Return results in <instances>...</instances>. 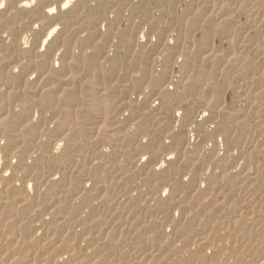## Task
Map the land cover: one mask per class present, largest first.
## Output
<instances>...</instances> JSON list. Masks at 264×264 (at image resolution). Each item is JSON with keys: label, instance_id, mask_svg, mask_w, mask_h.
Returning <instances> with one entry per match:
<instances>
[{"label": "bare ground", "instance_id": "6f19581e", "mask_svg": "<svg viewBox=\"0 0 264 264\" xmlns=\"http://www.w3.org/2000/svg\"><path fill=\"white\" fill-rule=\"evenodd\" d=\"M196 3L195 0L192 1L190 5L193 7L191 8H197L198 10L202 8L200 4ZM98 4L100 5L101 2H98ZM223 5L220 6L219 11L222 10V7L223 9L225 8L224 11L226 10L227 6ZM105 8L106 6L100 7L97 11L102 12ZM229 11L230 14L223 20L222 24L231 22V9ZM197 15L191 24H194L195 20L199 19L203 14L200 17ZM25 23L26 21L22 16L6 17L0 14V135H6V144L0 145V258L5 256L13 257L10 264H68V262L70 264H83L85 262L83 260L85 259L88 262L91 256L93 257L91 264H103L107 258L111 259L108 264H116L113 261L116 258L112 259L114 253L112 254L111 252V246V249L109 248V241L107 240L108 246L106 247L105 242L106 238L109 237L108 234L113 233V226H117V230H120L124 235L129 233L126 237L123 236L124 239L122 240V243L125 244L123 245L125 250H123L131 258V260L124 262L125 264H169L170 261H172L171 264H188V258L191 255L188 251L189 249L180 250V248L184 247L182 241L186 242L184 236L189 234L190 231L186 235H180L175 243L172 242L174 240L172 238H175L177 236L176 232L182 230L185 225L191 224V226L196 227L194 231L199 232L195 234L196 243L194 247L204 248L201 254L198 252V258L205 260L203 264H233L231 261L228 262L227 258L226 261L223 260L222 257L228 254L234 259V264H237V261L243 260L245 257H251L249 264H261V261H264V246H262L264 245V195H261L259 200L256 199V201H253L251 197L249 198L246 193L243 196L241 195V198L238 195L239 193L242 194L248 185H253L251 181H255L257 177L252 176L259 173L251 172L250 168L253 165L249 163L248 159L250 157H245L248 160L245 163L243 156L237 159L236 147H229L228 143H231L230 141L233 140V137L229 140L230 138L226 136L227 130L224 122H222L223 125L222 123L220 124L225 135L217 137V147L213 159H208L206 163L201 161L200 157L202 156L200 154L204 152L205 146L202 149L197 148L198 151L196 153H200L199 155L193 154L191 156L189 155L190 151L188 150L190 148L188 144L185 146L184 137L187 138L188 130H190V128L185 126L189 125V122L193 119L197 107L191 92L193 86L189 85L192 75H187V79L182 81L179 88L175 84L169 85L168 94L163 95L165 91L163 85L174 79L173 75L175 73L172 69L174 66H172L173 56L165 57V60H161L160 56L162 53L157 50V46H159L157 43L156 47L154 46L150 50L147 48L145 65L139 64L138 60L142 59V57L138 55L144 56V53L137 46V36L123 34L121 31V34L118 32L120 34L119 39L113 44L114 32L111 33V30L115 27L117 31H120L121 21H117L112 26L102 25L105 27L103 29L100 27L99 32L95 31L96 25H92V31L89 35L84 36L81 33L83 39L73 41L70 52L66 50L58 51L54 60H52V54L57 50V44L60 43L61 38L53 39L50 45L40 42L39 47L46 48L47 51L33 63L36 45L33 44L31 51L22 52L16 43L20 30ZM118 24L119 27L117 26ZM261 27H264V25H258L252 30L259 32ZM213 29L215 30L216 27ZM218 29L220 30V28ZM103 30L107 31L105 32L106 34H104ZM208 31L206 29L201 31V34L203 33L202 35L205 37H202L205 40V43H203L205 45H208L213 34H216L211 32V36ZM6 32L8 35H5ZM248 35L246 34V38H248ZM194 36H191V38H194ZM209 37L211 38L209 39ZM215 37L216 35L213 38ZM185 38L183 36L180 39L179 47L185 41L189 43L193 41L190 36L187 40ZM261 39L264 40V37ZM63 40L64 49H67L69 47L68 37H64ZM37 42H39L38 37ZM191 43H194V41ZM210 43L212 44L211 41ZM203 46L201 45L199 48L202 49ZM194 47L192 50H195ZM248 47L247 45H241L244 50ZM169 48L168 44L167 49ZM181 48L180 54L183 55L185 47L181 46ZM253 48L259 51L263 50L261 56H263L264 60V48L261 47V43L257 42ZM170 49H172L171 51L174 50L172 47ZM202 51L205 52L206 49ZM233 54L235 55V53ZM77 56L79 57L78 60L76 59ZM207 57H209L210 64L216 60V57H212L210 54ZM236 57V55L229 57L225 61L223 69L225 70L227 65L232 66L231 62ZM248 62L249 59L247 60V57L246 59L244 57V65L240 66L235 75L239 76V78L244 77L241 81L244 84H248V92L244 91L243 97H245L242 99L246 98L245 100H247L248 98V101L251 100V103L248 104L249 109L251 108L253 111L251 113H242L241 109L238 108L240 110L235 109L231 115L236 118L239 124L235 132L239 131V136L241 133L242 135L246 134V136L251 133L248 144L254 147L257 141L256 134L264 135V129L260 127L264 109L259 104V97L264 94V81L262 82L264 67L262 66L260 74L256 72L257 66L253 64L252 74L249 76ZM53 63L55 65L54 68L52 67ZM184 63L186 64L181 67L182 73H187V64L189 62L186 60ZM160 64L162 65V71L158 72L156 68ZM18 65H22V67H19L13 73L12 69ZM188 66H191V63ZM208 67L206 66V70L204 69L205 72ZM228 68L226 67V69ZM223 69L221 68L222 71ZM133 70L135 71L133 72ZM122 75H124L122 80L124 85L122 87H130L131 90L114 87V80L120 82ZM207 77H210V74ZM147 81L148 85L144 88L143 85ZM136 85L138 90L131 94ZM256 85L260 86L259 89L256 88ZM66 89L68 91H77L79 98L76 99V96L73 97L67 92L66 95L68 97H66L64 94V91H67ZM88 92H91L92 96L87 95ZM127 92H130L131 95L124 98V101L112 99L109 105L103 102V118L101 119L100 105L98 107L95 106L96 98L102 101L106 97L110 99V93H113L114 96L116 93L126 94ZM185 96L188 99L183 104V123L179 122V136L174 135L176 132L173 133L174 140L171 142V147L178 154L183 149L177 161L179 165L176 166V164L171 165L169 163L164 170H160L159 165H156L159 173L156 175L152 171V164H155V162L149 163L147 160H141L138 163L137 156L140 152L147 151L153 153L152 158L158 159L160 152H164L162 148L164 146L163 149H165L166 145H161L159 142L161 138H159L158 142L160 144L158 145H155L156 141L154 142V139L158 137V132H163L162 130L164 129H167L170 134V130L173 129L169 127L170 122L175 118L173 109L181 97ZM84 98L88 104L87 106L85 102L83 103ZM150 98H154L152 102L149 101ZM239 99H241V96ZM108 101L110 102V100ZM155 102H158V104ZM154 103L158 106H155ZM22 104L26 106L22 108ZM117 105L121 107V110H116L119 111V118H110L108 115L109 110L113 107L117 108ZM94 109L92 125H81L83 126V132L89 128L88 131L93 134L85 139V137L81 136V126L77 127V123H73L74 121L72 122V120L80 116L85 110ZM221 110L216 113L217 123H219L220 118L222 119ZM55 112L60 113L56 120L49 119ZM127 112L130 115L127 116L128 118H123L122 116L127 115ZM246 114L252 117L249 121ZM67 117L70 118L68 123L66 121V119L68 120ZM150 119L157 122L155 126L148 123ZM30 120L33 122L29 123ZM200 124L203 125V122ZM5 125L6 127H4ZM214 127L215 125H210L205 129L204 134L201 135L203 140H207L208 132ZM63 128H67V130L64 131ZM60 129L63 131L62 133L59 132ZM232 133L234 134V131ZM145 134H148L151 139L146 145L141 146L138 142ZM60 135L70 141L67 147L64 140H58L61 137ZM220 139L224 143L227 140L225 145L227 144V148L229 147L224 152L225 156L223 158H220L221 154L219 155L217 150ZM156 140L158 139L156 138ZM191 141L194 142V140ZM207 142H209L208 144L212 143L211 141ZM109 144L112 146L108 147L107 153L104 154L103 149ZM260 146L257 148L259 149ZM98 148L100 149L99 151H97ZM50 149L52 150L51 154L49 152ZM79 154H86L87 157L89 155L90 160L89 163L86 162L88 163L87 165L79 163L77 160ZM217 162H223L224 168L222 176L215 180L208 176V171L209 167ZM241 162L245 165L248 163V165L245 166L244 171L240 174L237 172H239ZM187 164L193 165V168L195 166L200 167V171L197 173V168L193 174L197 175L203 186L207 184L209 191L205 192L200 199L204 191H195L189 194L188 191L190 192V189L188 186H185L186 190H184V188H176L178 186L173 185L174 192L170 193L168 189H165L164 192L160 193V198L158 199L154 195L156 189L162 183L172 182L173 179L176 180L182 173L179 170L181 171ZM205 164L207 167H204ZM173 168L176 170H173ZM26 172H28V176L23 178L22 176L26 175ZM61 173L63 180L59 176ZM75 173L81 174V176L79 174L80 179L75 184L73 183L80 196H74L72 204L73 206H80L79 210L81 212L79 213H77L78 211L73 212L72 208L67 209L66 203L60 200L65 198V194L69 190H73L72 185L67 186L68 189L66 190H59L60 186L64 187L66 176L71 178ZM90 176L99 177L102 183L97 187L95 193L86 195L83 192H79V187L81 182H83L85 188L92 187V183L88 179ZM33 180L36 182L34 183ZM71 180L74 179L72 178ZM71 180H69V183ZM63 187L62 189L65 188ZM262 187L264 186L262 185ZM224 189L228 194L226 192L222 194ZM234 189L236 193L238 192L236 196L235 193H232ZM168 194L169 197L167 198ZM254 194L256 195V192ZM216 195L218 196L217 200L210 203L212 197H216ZM226 195H234L233 197H237V199L228 203ZM42 197H48L54 204L49 209L51 211L40 214L39 210L42 205L39 204L32 207L31 203L33 202L32 200L37 201L36 203H41ZM135 197L136 199H134ZM11 199H19L20 201L10 208L8 205ZM193 201L197 205L195 207L192 206L194 208L190 210L189 208ZM241 201L243 202L242 204ZM72 204L69 205L72 206ZM245 206H248L250 211L243 212V207ZM179 210L184 212H182L183 218H181V221L179 220L180 222L176 218ZM134 211L137 212L136 215H134ZM85 213H89V220H84L86 223H81L82 216ZM33 217L37 219L31 222ZM139 217L142 218L139 221L143 222L139 226H136V224L134 226V222ZM9 227H13L11 232L9 231L5 238H2V232ZM133 227L134 229L132 230ZM106 229L109 233L106 234V231L105 236L103 232ZM44 232L46 234L40 239L38 236ZM167 232H170V234ZM132 233L134 235L133 239ZM76 235H82L81 242L76 240ZM73 236L76 237L73 238ZM189 237L186 238L189 239ZM37 238L41 241L37 242ZM117 238L115 236L114 240L117 241ZM10 240L14 241L15 244L4 250L3 246ZM84 241L90 243V246L85 249L81 248ZM230 241L234 242L235 251L233 249L232 251L230 250L232 247L228 248ZM120 242L121 239L119 242L117 241V243ZM156 242H159V244H156ZM169 243L172 244L170 245ZM179 245L182 246L179 248ZM177 247L180 251H176ZM209 247L210 249H208ZM42 249L45 250L43 253H41ZM16 250L23 251V254L18 256L10 255ZM210 253L211 255H209ZM121 254L118 255L120 256ZM166 258L168 259L165 260ZM66 259H68V262L63 263ZM190 259H194V257ZM124 261L126 260L124 259ZM196 261H194V264H199Z\"/></svg>", "mask_w": 264, "mask_h": 264}, {"label": "rangeland", "instance_id": "374dc122", "mask_svg": "<svg viewBox=\"0 0 264 264\" xmlns=\"http://www.w3.org/2000/svg\"><path fill=\"white\" fill-rule=\"evenodd\" d=\"M184 1V2H183ZM192 1H194V0H97V3L98 2H101V4L100 5H102L101 6V8L102 7H104V6H107V5H110V4H114V3H119V4H121V5H127V4H129V3H134L135 5H136V9L134 8L133 9V11H132V13H131V15H125V17H124V19L121 21V23H120V27H119V24L117 25L119 28H120V31H118L120 34H121V31L123 32V34H131L132 36H137V32H138V29H140V25H141V22L143 21V20H147V19H150V17H149V11H155V12H158V16H157V19H156V22L155 23H153L152 25H151V27H153V28H155V27H157L158 25L160 26V28H159V31H158V33H156V34H154V35H151L150 37H149V31H150V29H149V26L148 25H145L144 27H143V29L142 30H139V32H138V35L140 36L139 37V40L140 41H142V43L143 44H145V45H147V47H146V49H144L143 51H142V53H144V56H142V55H138V56H140V57H142V59H140V60H138V62H139V64H141V65H145V63H146V60H147V55H146V52H147V48H149V50L150 49H152L157 43V45H159V46H157V50H160V52L162 53L163 52V41L167 38V34L163 31V27H162V25H164V24H175V25H177V26H180L182 23H183V29L182 30H180V32H179V36L177 37L178 38V40H176L177 38H175V39H172V40H170L169 41V47L171 48H174V50L173 51H171L172 49H167V55L166 56H163V58L161 59V60H165V57L167 58V57H169V56H173V59H172V66H173V70H174V79H172V81H175V85H177V84H179V85H181V83H182V81L185 79V77H187V75L189 76V74L190 75H192V78H191V85L194 87V89H193V87H192V89H191V92L192 93H194L195 92V89L197 88V87H199V84H200V82L201 81H204V79H206L207 78V81H208V84L206 85L207 87H205V91H207V89H208V87L211 85V81H212V78L216 75V71H217V64L219 63V61L220 60H222L223 59V57H224V54L223 53H217L215 50H216V48L218 47V46H220L221 45V40H220V38H219V35H218V33H219V31L221 30V28H222V26H223V22L224 21H222V23H220V24H217V25H215V24H213L212 23V21L214 20V19H216V18H218V17H225V19L228 17V15L230 14V9L228 10L227 9V4H225V3H227V0L225 1V0H195V2H197L196 4H200V5H202L203 3V6H202V8H200L199 10H198V12H197V14L199 15H197L198 17H200L202 14V16L204 17V19H203V21H204V23H203V21L201 22V25L203 26H200V30L199 31H190L189 30V23H190V25H192L191 23H193V21L191 22H184V20H185V17L186 16H188V15H190L191 14V12H192V9L193 8H191V7H193V6H191L190 5V3L192 2ZM199 1V2H198ZM201 1V2H200ZM214 1V2H213ZM220 3H221V5H223V6H227L226 7V10H227V12H226V10L224 11V9H223V7H222V10L221 11H219L220 10ZM190 5V6H189ZM218 5H219V7H218ZM204 7V8H203ZM173 9L175 10L174 12H173ZM204 9V10H203ZM137 10V11H136ZM160 10V11H159ZM218 12H220L219 14H216V13H218ZM212 14V15H211ZM197 17V18H198ZM200 19V18H199ZM199 19H197V20H199ZM224 19V20H225ZM122 22H123V25H122ZM204 25H203V24ZM209 23V24H208ZM240 23H242L241 25H245L246 23H247V20H246V18L245 19H243V20H241V22ZM210 25V26H209ZM212 25V26H211ZM102 29H103V27H105V26H100ZM211 27H213V28H215L216 27V29L214 30L213 28L211 29ZM220 28V30L218 29V28ZM100 28V29H101ZM115 28V27H114ZM211 30V32H213V33H216V34H213V36H212V34H211V32H209L210 34H211V36H212V38L210 39V41L212 42V44L210 43V41H209V43H208V45H205V44H203V43H205V40L203 39V38H205L202 34H201V31L202 30ZM186 31V32H185ZM252 31H254V32H249V35H248V33H247V35H248V37H250V36H255L257 33H258V31L257 30H252ZM257 31V32H256ZM103 32H104V34H105V32H107V31H104L103 30ZM185 32V33H184ZM111 33H113V29L111 30ZM183 33V34H182ZM199 33V34H198ZM120 34H119V36H120ZM159 35V37H160V39L159 40H157L156 39V35ZM186 36H185V35ZM190 36V38H191V36L193 37V35H195L194 36V38H191L193 41H194V43H191V42H193V41H190V43L192 44V46H190L191 44L189 43V42H187V41H185V43L182 45L181 44V46H183V47H185V50L186 49H190V52H191V55H190V52H189V55H188V57L187 58H185V56L184 55H182V54H178V52H176L177 51V49H179V52L181 51L180 49H182L181 48V46L179 47L178 45H180V39L181 38H183V36H184V38L187 40V38H189V36ZM214 35H216V37L215 38H213L214 37ZM182 36V37H181ZM181 37V38H180ZM203 37V38H202ZM190 39V40H191ZM215 41L216 39V41H215V43H214V41ZM195 40H196V42H195ZM199 41V42H198ZM150 45H149V44ZM160 43V44H159ZM174 43V44H173ZM179 43V44H178ZM198 43V44H197ZM200 43H202V44H200ZM214 43V44H213ZM233 45L235 44V41H234V39H233V41L231 42ZM175 44H176V46H177V48H175L176 46H175ZM194 44V45H193ZM171 45V46H170ZM189 45V46H188ZM201 45H204L203 46V48L202 49H200L199 47L201 46ZM209 45H211V46H209ZM155 46V47H156ZM173 46H175V47H173ZM193 46H195L194 48H195V50H192V48H193ZM179 47V48H178ZM188 47V48H187ZM190 47V48H189ZM225 47H226V45H225ZM198 48V49H197ZM203 49H206V51L205 52H207L206 54H205V52L204 51H202ZM247 49V50H246ZM245 50L244 49H242L243 51H242V53H240V55H243L244 54V51H246V55L244 56L245 57V59H246V57H247V60L249 59V61H252V60H255V66H257V69H256V72H259L260 74H261V72H262V68L264 67V60H263V56H261V54L263 53V50H258V49H255V48H253V47H248V48H246ZM250 49V50H249ZM184 50V51H185ZM200 52H199V51ZM202 51V52H201ZM204 52V53H203ZM175 53H177V54H175ZM203 53V54H202ZM233 53H235V55L237 56V53H236V51L235 50H233V52H232V56H230V57H234L235 55L233 54ZM210 54V56H212V57H216V60L214 61V63H209V57H207L208 55ZM212 54V55H211ZM259 54V55H258ZM146 55V56H145ZM182 55V56H181ZM162 56V55H161ZM160 56V57H161ZM192 57V58H191ZM191 59V60H189V59ZM202 58H204V59H202ZM218 59V60H217ZM220 59V60H219ZM229 59V58H228ZM251 59V60H250ZM186 60H188V62H189V64H187V73H182V66L184 65V64H186V63H184V61L186 62ZM227 61V60H226ZM190 63H191V66H188V65H190ZM224 63H226V62H224ZM162 65L160 64L159 65V71H162V67H161ZM206 66L208 67V70L205 72V68H206ZM230 65H227L226 67L228 68ZM263 66V67H262ZM190 67V68H189ZM226 67H225V70L223 69L224 68V66L223 67H221L222 69H223V71L221 70V68H220V76H221V83L223 82V78H224V76L226 75V73L229 71V69L232 67V66H230L228 69H226ZM211 68V69H210ZM205 69V70H204ZM156 70H157V68H156ZM190 70V71H189ZM135 70H133V72H134ZM158 71V72H159ZM189 71V72H188ZM208 71H210V72H208ZM47 73V72H46ZM192 73V74H191ZM206 73H209L210 74V77H207V76H209V74H206ZM263 73V76H262V82L264 81V72H262ZM236 73H234L233 74V76H232V78L229 80V83H228V88H227V90H225L222 94H220V99L223 101V104H222V107H221V117H222V119L220 118L219 119V124L220 123H222V122H224V124H225V126H226V136L227 137H229L230 139L229 140H231V138L233 139V140H231L230 142L231 143H228L229 144V147H236V157H237V159L238 158H240V157H244V163L245 162H248V160H249V163H251L253 166L250 168L251 169V172L252 173H258V174H256V175H254V176H252V177H257L256 178V180L257 179H259V180H255V181H251V184H253V185H251V186H247L246 187V189H245V191L243 190V192H242V194L241 193H239L238 194V192L236 193L235 192V189H234V192H232V193H235V196L238 194V195H240V198H241V195L243 196V194H247L248 196H249V198L251 197V199L253 200V201H256V199L257 200H259V198L261 197V195H264L263 194V190H264V187H262V185L264 186V135H261L260 133L259 134H256V137H257V141H256V144H254V145H256V146H254V147H252V146H250L251 144H248V139H250V134L249 135H247L246 136V134L243 136L242 135V133H241V135L239 136V131L238 132H235V130H237V128H238V126H239V124H238V122L236 121V118H234L231 114H232V112H234V110L233 111H231V112H227V114L225 113V109H229V108H231L232 107V105L235 103L236 104V110L238 109V108H240V109H238V110H240V111H242V113L244 112V113H251L252 111H253V109H249V102H248V98H247V100H243L242 98H244L243 97V93H244V91L246 90H248L247 88V86H248V84H244L241 80V77L239 78V76H237V75H235ZM205 77V78H204ZM204 78V79H203ZM211 78V79H210ZM244 78V77H243ZM120 79H121V81L120 82H116V80H114V82L113 83H115V85H114V87H116V88H121V89H128V91L129 90H131L130 89V87H127V86H125V87H122L123 85H124V83L122 82V80L124 79V75H122L121 77H120ZM209 79V80H208ZM237 80H239L240 81V83H239V87H237ZM67 84H69V83H67ZM107 84V83H106ZM108 85V84H107ZM143 85V84H142ZM147 85H148V81L143 85L144 86V88L145 87H147ZM174 85V86H175ZM86 86H88V85H86ZM136 87H137V85L135 86V88H134V91H133V93H131V94H134L138 89H136ZM86 88V87H85ZM143 88V87H142ZM143 88V89H144ZM67 91H64V94H65V96L66 97H68L67 95H66V92L69 94V95H72L73 97H75L76 99L77 98H79L78 96H79V93L77 92V91H75V90H73V91H68V89H66ZM212 91H213V97L215 98L218 94H219V89H218V87L217 88H213L212 89ZM236 92V95L234 96L233 95V92ZM63 92V91H62ZM248 92V91H247ZM117 94H118V96H117ZM130 92H127L126 94L125 93H123V94H119V93H116V94H114V96H115V98H114V96H113V93H110V99H108L107 97L104 99V100H102L103 102H105L106 103V105H109L110 103H111V100L112 99H114V100H123L124 98H127V97H129L130 95ZM38 95V94H37ZM78 95V96H77ZM87 95H91L92 96V94H91V92L89 93L88 92V94ZM111 96H113L112 98H111ZM117 96V97H116ZM241 96V99H239V97ZM197 99H196V98ZM193 99L196 101V105H197V107H196V112H195V114L199 111V108H198V106H199V104H200V102H201V97L200 96H195ZM117 98H119V99H117ZM107 99V100H106ZM154 99V98H153ZM153 99L152 98H150L149 99V101L150 102H152L153 101ZM84 101H83V103L86 101V99L84 98L83 99ZM108 100H110V102L108 101ZM125 100V99H124ZM123 100V101H124ZM239 100H241V101H239ZM243 100V101H242ZM106 101H108V102H106ZM144 101V100H143ZM95 102H96V104H95V106L96 107H98L100 104V102L101 101H99V99L98 98H96V100H95ZM194 102V101H193ZM155 103H157L158 104V102H155ZM154 103V105L155 106H158L157 104H155ZM247 103V104H246ZM85 105L87 106L88 104L85 102ZM239 105H240V107H239ZM126 107V106H125ZM117 108H120V109H117ZM116 108V110H121V107H117ZM98 109V108H97ZM198 110V111H197ZM85 112V113H84ZM80 116H78L76 119H73L72 120V122L73 123H77V127H80L81 125H86V126H91L92 125V117H93V114H94V112H95V109L94 110H85ZM117 113L119 112V111H116ZM109 113V112H108ZM60 115V113H58V112H55V113H53L51 116H50V118L49 119H54V120H56V118L58 117ZM130 114L127 112V115H124V116H122L123 118H126L127 116H129ZM201 115H202V113H201ZM247 115V120L249 121L252 117H251V115H249V114H246ZM68 118V117H67ZM128 118V117H127ZM48 119V120H49ZM69 119L70 118H68V120L66 119V121H67V123L69 122ZM205 119H207V117H205ZM76 120V121H75ZM179 118L178 117H176L175 116V118H174V120L173 121H171L170 122V126L169 127H177L176 129H177V131H176V133L174 134L175 136H179V132H180V123H179ZM203 122V120H201L200 121V123H202ZM65 124H66V122H64ZM148 123H150V125H152V126H155L156 125V123L157 122H154V120H148ZM171 125H173V126H171ZM222 125H223V123H222ZM168 127V128H169ZM89 129V128H88ZM88 129H86L84 132H83V126H81V128H80V130H82L81 132H82V134H84V135H82L81 134V132H80V134H81V136L82 137H85V139H87V138H89V137H91L93 134H91L89 131H88ZM213 129H215V127L213 128ZM213 129H211V130H213ZM63 130L65 131V130H67V128H63ZM163 132H161V131H159L158 133H159V135H157L158 137H156L158 140H156V138L154 139V142H155V145L157 144H160L161 143V141L165 138L164 136H167L169 133L167 132V129H164V130H162ZM234 131V134L232 133ZM59 132H63V131H61V129L59 130ZM58 132V133H59ZM165 132H166V134H165ZM190 133V130H188V134ZM64 136H65V134H63ZM232 135V136H231ZM258 135V136H257ZM60 136H62V135H60ZM63 136V137H64ZM193 136V137H192ZM191 136V139L189 140V142L190 143H196L195 141V136H194V134ZM246 136V137H245ZM248 137V138H247ZM159 138H161V140L159 139ZM187 138H188V136H187ZM186 137H184V141H185V139H187ZM200 139L201 140H203V138L202 137H200ZM58 140H60V137L58 138ZM160 140V141H159ZM191 140H194V142L193 141H191ZM247 140V141H246ZM160 143H159V142ZM221 141V142H220ZM263 142V143H262ZM209 142H207L204 146V152L202 153V154H200L202 157H200L202 160V162H207L208 161V158L205 156V152H208L209 154L211 153V149H212V143H210V144H208ZM219 147L217 148V150H218V152H219V155H220V158H223L224 156H225V153L224 152H226L227 150H228V148H227V144L225 145V143L220 139L219 140ZM222 143V144H221ZM245 143V144H244ZM169 144V145H168ZM167 145H166V147H165V149H163L164 148V146H163V148L162 147H160V148H162V150L165 152V151H168L169 149H171L172 147H171V145H172V143L171 142H169ZM188 143H185V146L187 145ZM223 144H224V146H223ZM207 145V146H206ZM222 145V146H221ZM249 145V146H248ZM262 146V148H261V146ZM169 146V147H168ZM248 146V147H247ZM260 146V148L258 149L257 147H259ZM226 147V148H225ZM197 148H200V146L197 144V147L195 148V149H189L188 151H191V152H193V153H196V151H198L197 150ZM248 148H250V149H248ZM254 148V149H253ZM173 149V148H172ZM222 149H223V151H222ZM225 149V150H224ZM239 150V151H238ZM247 151V152H246ZM252 151V152H251ZM245 152V153H244ZM258 152H259V154H258ZM223 153V154H222ZM247 153V154H246ZM263 153V154H262ZM180 155L182 154V151L179 153ZM249 154V155H248ZM258 154V155H257ZM81 155V156H80ZM85 155V156H84ZM256 155V156H255ZM79 157H78V161H79V163H81V164H85V165H87L88 163H89V160H90V158H89V155H88V157H87V155L86 154H79L78 155ZM263 156V157H262ZM83 157V158H82ZM86 157V158H85ZM249 158L248 160L246 159V158ZM255 157V158H254ZM257 157V158H256ZM199 158V157H198ZM260 158H262V159H260ZM84 159V160H83ZM156 159V158H155ZM154 158H152V161L153 162H156V160H155ZM259 160V161H258ZM176 161V162H175ZM177 159H175L174 158V160L173 161H170L169 163H171V165H173V164H176V166H178L179 165V163H177ZM257 161V162H256ZM86 162H88V163H86ZM258 162H259V164H258ZM243 162H241V164L239 165V172H237V173H240L241 174V172H243L244 171V169H245V166L246 165H248V163H246V165L244 164ZM258 164V165H257ZM261 164V165H260ZM181 165V164H180ZM191 165V164H190ZM224 164H223V162H217V163H215V164H212L210 167H209V171H208V176H210V177H212L213 179H215V180H218L221 176H222V172H223V168H224V166H223ZM243 165V166H242ZM257 165V166H256ZM122 166V165H121ZM189 166V164H187L186 166H184L183 167V169L180 171L179 170V172H183V170L186 168V167H188ZM256 166V167H255ZM171 167H174V166H171ZM204 167H207V165L205 164L204 165ZM199 169L200 167L198 166V167H194L193 168V165H191V171H192V173H194L195 171L194 170H196V169ZM263 168V169H262ZM261 169V170H260ZM173 170H176L175 168H173ZM258 170V171H257ZM261 171V172H260ZM26 175H23L22 177L23 178H26V176H28V172H26L25 173ZM80 174V173H79ZM79 174H73L72 176H75V177H72L71 176V178H70V176H66L65 177V185H64V187L63 186H60V188H59V190L61 189V190H66V189H68L67 188V186H70V185H72L73 186V183L75 184V182H77L80 178H79ZM77 175V176H76ZM261 175H263V176H261ZM59 176H61V179H62V177H63V175H62V173L61 174H59ZM80 176H81V174H80ZM179 177H180V175H179ZM179 177L175 180V179H173V181L175 180L176 182H175V184H174V186H178V187H176V188H184V190H186V188H185V186H187V181H185L183 184H181L180 182H179ZM260 177V178H259ZM262 177H263V179H262ZM30 178V177H29ZM69 178V179H68ZM74 179V180H71V179ZM58 179H59V177H58ZM63 180V179H62ZM69 180H71L70 181V183H69ZM67 182V183H66ZM254 182V183H253ZM256 182V183H255ZM263 183V184H261V183ZM72 183V184H71ZM260 183V184H259ZM255 184V185H254ZM207 185V184H206ZM203 186V188L206 190V188H207V186ZM259 185H261L260 186V188H259ZM62 187L64 188V189H62ZM257 189H256V188ZM73 188V190L72 191H68L67 192V194H65L66 196H65V198L64 199H60V200H62L64 203H66L65 204V206H67L66 208L67 209H71L72 208V210H73V212H77V213H79V212H81L80 210H79V208H80V206H73V204H72V198L74 197V196H76V197H79L80 196V194H78V190L76 189V187H75V185L72 187ZM91 188V187H90ZM250 188V189H249ZM233 190V189H232ZM249 190V191H248ZM256 192V195L254 194L255 192ZM259 190V191H258ZM203 191V190H202ZM209 190H208V188H207V190L206 191H204L202 194H201V196H200V199L204 196V194H205V192H208ZM247 191V192H246ZM254 192V193H252V192ZM181 192V191H180ZM223 192L225 193L226 192V190L224 189L223 191H222V194H223ZM262 192V193H261ZM188 193H189V191H188ZM227 194H228V192H226ZM250 193V194H249ZM261 193V194H260ZM208 194V193H207ZM252 194V195H251ZM257 194H258V196H257ZM234 196V195H233ZM233 196H231V195H226V197H227V202L229 203L231 200H235V199H237V197H233ZM167 198L169 197V194L166 196ZM217 195H216V197H212V200H211V202L210 203H213V202H215L216 200H217ZM257 197V198H256ZM234 198V199H233ZM239 198V199H240ZM262 198H263V196H262ZM134 199H136V197L134 198ZM255 199V200H254ZM264 200V199H263ZM20 200L19 199H11L10 200V203H9V207L11 208V207H14L15 205H16V203L17 202H19ZM33 202L31 203V206L33 207V206H36V205H39V204H41L42 206L40 207V210H39V213L40 214H43V213H47V212H49V211H51V210H49L50 208H51V206L54 204L52 201H50L49 199H48V197H42V200H41V203H36L37 201H35V200H32ZM70 201V202H69ZM264 202V201H263ZM243 202L241 201V204H242ZM69 204H72V206L71 205H69ZM140 204V203H139ZM197 205V204H196ZM195 201H193L192 202V204L190 205V210L192 209V208H194L195 206ZM70 208H69V207ZM192 206H194V207H192ZM218 208V207H217ZM105 209V208H104ZM250 208L248 207V206H245V207H243V212H246L247 210H249ZM212 210H213V206H212ZM212 210L211 209H209V211H211L212 212ZM250 211V210H249ZM179 212V214L177 213V216H176V218L178 219V221L180 220L181 221V218H183V211L181 210H179L178 211ZM183 212V213H182ZM134 213V215H136L137 214V212L136 211H134L133 212ZM250 215H252V214H250ZM249 215V216H250ZM85 216V217H84ZM88 217H89V213H85L83 216H82V221H81V223H86L85 221H88L89 219H88ZM37 218L36 217H33V218H31V222H33V221H35ZM139 219H141L142 220V218L141 217H139V218H137L136 219V221L134 222V226H135V224H136V226L138 225L139 226V224L141 223V222H143V221H139ZM85 220V221H84ZM179 221V222H180ZM137 222H138V224H137ZM111 226H113V225H111ZM114 228H113V230H112V232L113 233H110V234H108V238H106V242H105V247L106 246H108V244H109V248H110V246H111V252H112V254H113V256L114 257H112V259H114V258H116V259H114L113 261H114V263H116V264H125L124 262H127L128 260H131V258L130 257H128L127 256V253L125 254V248L123 247V245H125V244H123L122 243V240L124 239L123 238V236H127V235H129V233H127L126 235H124L120 230L118 231L117 230V226H113ZM187 227V228H186ZM12 228L13 227H9L7 230H4V232H2V238H5V235H7L8 233H9V231L11 232V230H12ZM194 228L196 229V227H194V226H191V224H189L188 226L187 225H185L184 226V228L182 229V230H179V231H177L176 232V234H177V236L174 238H172V242L173 243H175L176 242V240L177 239H179L178 237L180 236V235H186L189 231H190V233L189 234H187L186 236H184L185 237V241L186 242H184V241H182V245L184 244V247L186 248V247H188V248H184L182 245V248H180L181 246L179 245L178 247L180 248V250L181 249H184V250H187V249H189L188 251L191 253V255L189 256V258H188V264H194V261H196V262H199V264H203V263H205V260H203V258L201 259V258H198V252H200V254L203 252V249L202 248H200V249H202V250H200L199 249V247L197 248V247H194V245H195V243H196V238H195V234H197V233H199L198 231H194ZM134 229V227L132 228V230ZM170 229V228H169ZM191 229V230H190ZM114 230H115V232H114ZM184 230V231H183ZM187 230V231H186ZM107 231V232H106ZM168 231H172V230H168ZM185 231H186V233H185ZM192 231V232H191ZM105 232H106V234L107 233H109V231L106 229V230H104V232H103V234L106 236V234H105ZM170 232H167L168 234H170ZM196 232V233H195ZM206 232V231H205ZM124 233H125V231H124ZM192 233V234H191ZM46 233L44 232L42 235H39L38 237L41 239L42 238V236H44ZM88 234H90V232H88ZM92 235H93V233H91ZM116 236V238L117 237H119V238H117V241L119 242L120 241V239H121V242L120 243H117V241H115L114 239H115V236ZM132 235H133V233H132ZM189 235H190V237H189ZM77 236V235H76ZM76 236H73V238L74 237H76ZM130 237V236H129ZM133 237H134V235L132 236V239H133ZM186 237H189V239H187ZM82 235L80 236V235H78L77 237H76V240H78V241H82ZM40 239H38L37 238V242H40L41 240ZM107 240L109 241L108 242V244H107ZM195 240V241H194ZM80 241V242H81ZM115 241V242H114ZM193 241V242H192ZM231 242V241H230ZM115 243V244H114ZM15 244V242L14 241H12V240H10L6 245H4L3 246V249L4 250H6L8 247H10L11 245H14ZM111 244V245H110ZM119 245L120 246V248H119V246H117V245ZM121 244V245H120ZM156 244H159V242H156ZM170 244V243H169ZM172 244V243H171ZM170 244V245H171ZM187 244V245H186ZM192 244V245H191ZM114 245V246H113ZM229 246H228V248L229 247H232L230 250L232 251V249L235 251L236 250V248H235V244H234V242H231V243H229L228 244ZM234 245V246H233ZM88 246H90V243H88V242H86V241H84V242H82V247L81 248H83V249H85V248H87ZM122 246V247H121ZM193 246V247H192ZM177 247V249H176V251H180L179 250V248ZM190 247V248H189ZM118 248V249H117ZM116 249V250H115ZM120 249H122V250H120ZM124 249V250H123ZM199 249V250H198ZM208 249H210V247L208 248ZM194 250V251H193ZM23 251H24V249H23ZM23 251H21V250H16L14 253H11L10 255H16V256H18V255H21V254H23ZM45 250L44 249H42V251H41V253H43ZM114 251V252H113ZM119 251H122V252H118ZM59 253H60V251H59ZM107 253H108V251H107ZM120 253H122L120 256L118 255V254H120ZM216 253V252H215ZM214 253V254H215ZM205 254V253H204ZM209 255H211V253L209 254ZM222 256V255H221ZM230 258H229V257ZM192 257H194V259H190V258H192ZM110 258V257H109ZM126 260V261H124V259ZM130 258V259H129ZM223 258V260H225L226 261V258H227V261L228 262H230L231 261V263H233L234 264V262H233V258H231V256H230V254H228L227 256H223L222 257ZM122 259V260H121ZM168 258H166L165 260H167ZM230 259H232V260H230ZM68 259H66V260H64V262L63 263H66V262H68L67 261ZM88 260V259H87ZM105 260H107L108 262H110L109 260H111V259H105ZM164 260V261H165ZM199 260V261H198ZM85 261V262H84ZM91 261H93V257H91L90 256V259L88 260V262L84 259L83 260V264H91ZM104 261V260H103ZM113 261H111V262H113ZM169 262V261H168ZM171 262L172 261H170L169 262V264H171ZM192 262V263H191Z\"/></svg>", "mask_w": 264, "mask_h": 264}, {"label": "clouds", "instance_id": "9594fccd", "mask_svg": "<svg viewBox=\"0 0 264 264\" xmlns=\"http://www.w3.org/2000/svg\"><path fill=\"white\" fill-rule=\"evenodd\" d=\"M227 6L231 9L232 20L230 23L223 24L220 32L218 33L222 43L215 50L217 53H223L224 57L217 64L216 75L212 78L211 85L208 87L207 91H205V87L208 84L207 79L201 81L199 87L195 89L193 98L195 96L201 97V102L198 106L199 111L194 115L193 119L189 122V125L185 126L190 128L188 138L185 140V143H188L190 149H195L197 144L202 149L207 141L212 142L213 147L211 149V155H209L208 152H205V156L209 160L215 157L217 137L225 135L221 124L217 123L216 113L221 109L223 104V101L220 99V94L227 90L229 80L232 78L233 74L237 72L241 65H244V56L247 53L244 51V54L240 55V53L243 51L241 45L254 47L257 42H260L261 47L264 48V40L261 39L264 37V27H261L260 31L255 36L246 38V34L251 32L254 27L258 25H264V0H227ZM100 7L101 6L97 3V0H0V14L6 17H24L26 23L20 30V34L16 43L17 47L22 52L31 51L33 44L36 45L33 63H35L40 58V56L45 54L47 51L46 48L39 47L40 42L50 45L53 39H56L57 37L61 38L60 43L57 44V50L52 54V60H54L58 51L66 50L70 52L72 42L83 39L81 33H83L84 36L89 35L92 31V25H96L95 31L99 32L101 25L112 26L117 21H122L125 15H131L136 5L134 3H129L127 5L114 3L107 5L104 11L98 12L97 9ZM174 11L175 10L173 9V12ZM197 12L198 9L193 8L191 14L185 17L184 22L193 21L197 15ZM157 16L158 12L149 11L150 19L143 20L141 22L138 32L139 30H142L145 25H148L150 29L149 37L158 33L160 28L159 25L155 28L151 27V25L156 22ZM245 18L247 23L242 26L240 21ZM203 19L204 17L201 16L199 20H195L194 24L189 25V30L199 31ZM224 19L225 17H218L214 19L212 23L220 24ZM162 27L163 31L167 34V39L163 41L164 50L160 59L167 55L168 43L170 40L179 36L180 30L183 29V23L180 26L175 24H164ZM113 32V44H115L119 39V33L115 28H113ZM138 32L137 46L141 49V51H143L147 46L139 40ZM209 32H211L210 29ZM5 35H8V33L6 32ZM37 37L39 38V42H37ZM64 37H68L69 47L67 49H64ZM210 38L211 37H209V39ZM156 39H160L158 34L156 35ZM233 39L235 40L234 45L231 43ZM233 50L236 51L237 57L232 60V67L226 73L223 78V82L221 83L220 68L224 66V62L232 55ZM177 52L180 54L179 49H177ZM189 52L190 49H186L184 51L183 55L185 58L188 57ZM76 59L78 60L79 57L77 56ZM254 63L255 60H252L247 64L249 76L252 74V66ZM19 67H22V65H18L17 67L13 68L12 72L15 73ZM52 67H55L54 63L52 64ZM157 71H159V65H157ZM185 79H187V77H185ZM241 79H243V77H241ZM174 83L175 81H168L163 85V88L165 89L163 95L168 94L167 89L169 85ZM239 83L240 81L237 80V87H239ZM189 85L191 86V82H189ZM176 86L177 88L180 87L179 84ZM217 87L219 89V94L214 98L212 89ZM259 87V85H256L257 89H259ZM233 95H236L235 91L233 92ZM187 99L188 97L186 96L181 97L180 101L176 103V107L173 109L174 115L179 118V122L181 124L183 123V104ZM248 102L251 103V100ZM29 103L31 102L29 101ZM259 104L261 108L264 109V94H261L259 97ZM25 106L26 105L23 104L21 105L22 108ZM235 108L236 104L234 103L231 108L225 109V113L227 114V112H231L235 110ZM15 110L16 109L14 107V111ZM100 115L102 119L103 101L100 102ZM108 115L110 118H119V114L116 112L115 107L109 110ZM205 117H207V119H205ZM201 120H203V125L200 124ZM261 121L260 127L264 129V115L261 116ZM32 122V120L29 121V123ZM210 125H215V129L208 132L207 140H201V135L204 134L205 129ZM4 127H6V125ZM176 131L177 129L173 127V129L170 130V134L161 141V145H167L169 142H172L174 140L173 133ZM193 134L196 140L195 144L189 143V140ZM60 139L64 140L66 147L69 145V140L65 139L63 136H61ZM150 139V136L145 134L144 137L140 138L138 143L141 146H144L150 141ZM4 144H6V135H0V145ZM111 146V144L107 145L103 149V153L106 154L108 147ZM99 150L100 149L98 148L97 151ZM51 151L52 150L50 149V154ZM181 151H183V149H181ZM193 154L199 155V153H193L191 151L189 152L190 156ZM152 157V152H140L137 156V162L139 163L141 160H147L149 163H151ZM174 158L177 160L179 159V154L175 149H169L168 151L160 152L159 158L156 160L155 164H152L153 173L156 175L159 174L156 165H159L160 170H164L169 165V162L173 161ZM199 171L200 170L197 169V173ZM88 179L91 181L92 187L85 188L83 182H81L79 192H83L86 195H92L96 192L97 187L102 183V181L97 176H90ZM185 181H187V186L190 189L189 194L195 191H206L203 189L202 182L197 178V175L192 173L190 164L183 170L179 177V182L181 184H183ZM33 182L35 183L36 181L33 180ZM175 182L176 181L174 180L172 182L162 183L159 188L156 189L154 195L159 199L160 193L164 192L165 189H168L170 193L174 192L175 189L173 185ZM12 259L13 257L11 256L2 257L0 258V264H10ZM250 259L251 257H245L243 260L237 261V264H249ZM68 264H70V262H68ZM103 264H108V261L105 260ZM261 264H264V261H261Z\"/></svg>", "mask_w": 264, "mask_h": 264}]
</instances>
